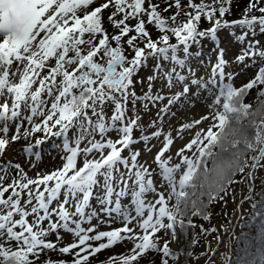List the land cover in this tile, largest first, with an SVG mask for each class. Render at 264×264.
<instances>
[{"label": "snow or ice", "instance_id": "snow-or-ice-1", "mask_svg": "<svg viewBox=\"0 0 264 264\" xmlns=\"http://www.w3.org/2000/svg\"><path fill=\"white\" fill-rule=\"evenodd\" d=\"M234 5L0 0V264H93L117 246L99 264H264V200L260 243L235 261L234 225L211 223L233 185L264 189V0Z\"/></svg>", "mask_w": 264, "mask_h": 264}, {"label": "rangeland", "instance_id": "rangeland-1", "mask_svg": "<svg viewBox=\"0 0 264 264\" xmlns=\"http://www.w3.org/2000/svg\"><path fill=\"white\" fill-rule=\"evenodd\" d=\"M257 39H260L262 43H264V37H257ZM236 49H233L232 53H229V57L232 56L235 53ZM235 69V66H233ZM238 71V69H235ZM151 71V69H146L144 72L141 73V75H146L149 74ZM253 72L252 69L247 70V75H240L239 77H237L236 79V84H241L242 82H244L246 80V78ZM137 90L140 91V87L139 85L137 86ZM206 110L198 107L195 110L196 114H203ZM145 119H148V117H145ZM172 123L175 125L177 123L176 120H173ZM190 137H185L184 141H177L176 147H180L182 146L183 143H185L187 141V139H189ZM57 142V141H56ZM55 140L51 141L50 143H56ZM18 144V143H17ZM14 144L12 146L13 149L17 150L19 152L20 147ZM17 145V147H16ZM45 149L47 150V152L50 153V155H44L43 157V163L41 164V168L44 169L45 171H49L52 170L54 168H56L57 166L60 165L61 161L59 158V150L50 147L49 144H46ZM7 158L8 159H14L17 160L19 162H21L22 164L24 163V156L23 153H20L19 155H13V151L10 149L7 153ZM30 175H34V172H30ZM235 189L234 195H235V201H233V199L231 197H228L227 200V205L225 206L223 203H218L215 204L212 210L213 213V218L211 223L216 225V226H220L221 224H227L229 221H231V224L234 225L236 220H237V208L239 205V201H240V196L241 195H245L248 192V188L244 185H240V184H236L233 187ZM224 213H228V217H225ZM229 218V219H228ZM224 219H228L227 222L225 221L223 223ZM120 225H113V227H119ZM210 226V225H209ZM100 230H108L106 227H101ZM232 230V226H230V231ZM228 238V234H225V239ZM71 242V237L70 236H65V243H69ZM129 247H131V245H129ZM202 249L198 248V251H201ZM125 251V248L117 246L116 248H114L113 250H104L102 251L100 254H98V260L94 259L93 260V264H99V261H103L105 260L107 257L111 256L113 254V252L115 253H122ZM141 264H147L146 261L142 260ZM201 264H203V261H201Z\"/></svg>", "mask_w": 264, "mask_h": 264}, {"label": "trees", "instance_id": "trees-1", "mask_svg": "<svg viewBox=\"0 0 264 264\" xmlns=\"http://www.w3.org/2000/svg\"><path fill=\"white\" fill-rule=\"evenodd\" d=\"M236 3L239 5V7H236L234 5L233 16L230 18H238L242 14L243 7L247 3V0H236ZM258 37H264V36H258ZM253 75H254V71L242 83L247 82ZM239 85L240 84H237V86H239ZM245 102L246 103H252L253 107H256L254 93L250 94V96L248 98H246ZM56 141L58 142V138L55 140V142ZM25 143H26V141L21 140L20 142H18V144L17 143L16 144L21 149ZM17 145H16V147H17ZM209 166H211V165H209ZM233 187H234V185H233ZM262 193H264V189H262L261 182L258 179L256 181V186H255V190L253 193H251V194L247 193L245 195L240 196V201H239V205L237 208V213H238L237 220L234 224V227H232V230L230 231V233H234V236L231 240V253H232L233 261H235L238 256L243 255V250L245 248H248L249 250H251V247H252L251 242L254 241L257 245H259V243H260V235H259L260 220L259 219L250 220V216L253 213V208L251 206L253 200L257 201V202L264 200V195H262ZM249 195H251L253 199L252 200H245L241 204V200L244 197L249 196ZM214 205L210 209L211 211L213 210ZM261 207H264V205H262ZM225 217H228V213H227V215H225ZM227 220L224 219L223 223L225 221L227 222ZM201 222L202 221L197 220V223H201ZM205 227H209V225L205 224ZM197 231H199V229H197ZM253 233H255V234H253ZM236 238H240L239 241ZM197 251H198V249H197Z\"/></svg>", "mask_w": 264, "mask_h": 264}]
</instances>
